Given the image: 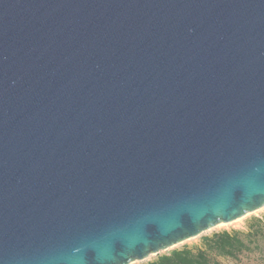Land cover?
Returning a JSON list of instances; mask_svg holds the SVG:
<instances>
[{
	"label": "water",
	"instance_id": "water-1",
	"mask_svg": "<svg viewBox=\"0 0 264 264\" xmlns=\"http://www.w3.org/2000/svg\"><path fill=\"white\" fill-rule=\"evenodd\" d=\"M262 208L264 0H0V264H141Z\"/></svg>",
	"mask_w": 264,
	"mask_h": 264
},
{
	"label": "trees",
	"instance_id": "trees-1",
	"mask_svg": "<svg viewBox=\"0 0 264 264\" xmlns=\"http://www.w3.org/2000/svg\"><path fill=\"white\" fill-rule=\"evenodd\" d=\"M200 244L184 245L141 264H220V258L238 260L257 253L264 264V214L247 220L246 229L214 231L200 237Z\"/></svg>",
	"mask_w": 264,
	"mask_h": 264
},
{
	"label": "rangeland",
	"instance_id": "rangeland-1",
	"mask_svg": "<svg viewBox=\"0 0 264 264\" xmlns=\"http://www.w3.org/2000/svg\"><path fill=\"white\" fill-rule=\"evenodd\" d=\"M264 214V208L257 210L251 214L246 215L245 217L241 218L240 220H236L233 223L227 224L225 226H222L220 228L214 229L212 231H209L208 234L212 233L213 231H221V230H234V229H246L247 220L251 218L252 216H261ZM200 237L192 238L187 240L185 243L180 244L177 246V248H180L184 245L193 246L200 244ZM154 256H151L150 259H153ZM220 264H262L260 261V257L257 253H249L241 256L238 260H232L227 258H220L219 259Z\"/></svg>",
	"mask_w": 264,
	"mask_h": 264
},
{
	"label": "bare ground",
	"instance_id": "bare-ground-1",
	"mask_svg": "<svg viewBox=\"0 0 264 264\" xmlns=\"http://www.w3.org/2000/svg\"><path fill=\"white\" fill-rule=\"evenodd\" d=\"M241 219V218H240ZM240 219H238V220H240Z\"/></svg>",
	"mask_w": 264,
	"mask_h": 264
}]
</instances>
